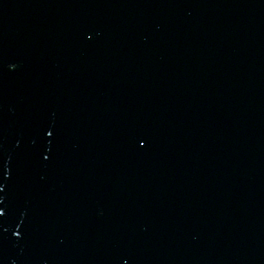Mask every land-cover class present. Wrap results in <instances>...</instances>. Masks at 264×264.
<instances>
[{
  "label": "water",
  "instance_id": "95a60500",
  "mask_svg": "<svg viewBox=\"0 0 264 264\" xmlns=\"http://www.w3.org/2000/svg\"><path fill=\"white\" fill-rule=\"evenodd\" d=\"M0 264H264V0H0Z\"/></svg>",
  "mask_w": 264,
  "mask_h": 264
}]
</instances>
